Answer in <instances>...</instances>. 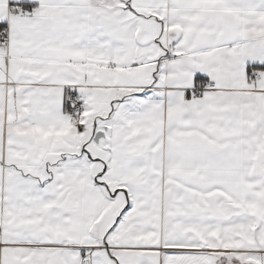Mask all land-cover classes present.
Listing matches in <instances>:
<instances>
[{
  "label": "snow or ice",
  "instance_id": "1",
  "mask_svg": "<svg viewBox=\"0 0 264 264\" xmlns=\"http://www.w3.org/2000/svg\"><path fill=\"white\" fill-rule=\"evenodd\" d=\"M0 264H264V0H0Z\"/></svg>",
  "mask_w": 264,
  "mask_h": 264
}]
</instances>
